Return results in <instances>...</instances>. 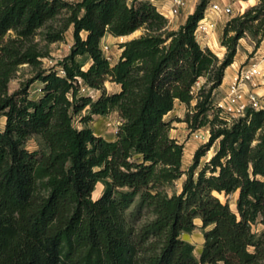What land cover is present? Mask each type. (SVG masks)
I'll return each instance as SVG.
<instances>
[{"label":"trees","instance_id":"trees-1","mask_svg":"<svg viewBox=\"0 0 264 264\" xmlns=\"http://www.w3.org/2000/svg\"><path fill=\"white\" fill-rule=\"evenodd\" d=\"M207 3L174 29L149 0H0V264H264V107L228 120L213 100L239 39L250 33L253 51L259 46L264 0L226 21L222 59L196 37ZM70 26L69 52L44 67L49 44ZM137 30L112 64L104 35ZM23 65L31 75L10 92ZM35 81L42 93L31 98ZM106 81L117 90L108 92ZM176 102L188 107L190 131L209 129L185 171L184 143L165 118ZM83 110L79 128L74 116ZM112 111L121 121L110 140L88 122ZM29 139L36 148L26 147ZM184 173L181 190L169 194ZM98 181L105 188L93 199ZM196 218L199 257L181 237Z\"/></svg>","mask_w":264,"mask_h":264},{"label":"rangeland","instance_id":"rangeland-1","mask_svg":"<svg viewBox=\"0 0 264 264\" xmlns=\"http://www.w3.org/2000/svg\"><path fill=\"white\" fill-rule=\"evenodd\" d=\"M68 1H74V0H68ZM242 1V0H239ZM246 2H249V0H245ZM254 1V0H252ZM258 3V0H256V3L254 4H248L246 7H244L240 12H243L247 8H249L252 5H255ZM238 12V13H240ZM236 9H234V12L231 14H227V17L230 18L232 16H235L238 14ZM203 31L199 30L198 33L201 35ZM141 33V30H137L129 35L126 36H112L108 35L106 38H102L101 40V48L104 52V54L108 57L111 63H114L117 61V59L120 56L121 48L119 47L121 42H124L126 40H129L130 38L137 36ZM205 33V32H204ZM84 35V33H82ZM64 40L57 41L50 43L48 46L49 49V55L42 58V65L46 68L52 66L55 63V60L57 58H61L64 55H66L69 50L70 46L73 43V28L70 26L67 31L65 32ZM40 38V34L36 36V39ZM241 42H243L244 45L250 44L252 47H254V41L250 33H247V35L243 38H241ZM239 43V42H238ZM250 55V54H249ZM223 58V57H222ZM221 58V59H222ZM251 61V60H250ZM253 63L247 62L246 64H243L240 66V68L235 72L232 79L230 80L228 86L217 88L214 90L213 94V100L215 104L218 102H224L227 96V93L229 91L230 84L234 81V77L237 74H241L242 71L250 70V68L253 66ZM258 70V73H255L250 80H245L244 82H241V87L243 88V91L253 90L256 92L259 96V100L262 106H264V93L261 91V88L264 87V63H255L254 65ZM87 67V65L85 66ZM31 75L30 68L27 65H23L20 70L17 72L16 77L13 78L9 83V90L10 92L14 91L16 88L19 87V84L22 80L28 78ZM204 82V78H201V80L196 84V88L199 87L201 83ZM42 83L40 81H35L33 84H31L29 88L30 97L36 98L38 97L41 92ZM105 87L108 92H112L117 90V86L114 85V83H111L110 81L105 82ZM82 93L91 95L92 97L96 98L100 91L90 89L88 87H82L81 89ZM195 103V100L192 101L191 105ZM188 107L185 103L176 102L174 109L169 112L166 115V120H171V130L170 135L174 138H176L179 142L184 143V155L182 160V170H187V168L192 164L193 162V156L195 150L205 143L209 138V129L207 126L201 127L195 131H190V129L187 127V123L183 121V118L185 116V113L187 111ZM86 111L83 110L80 114H76L74 116V124L77 127H82L84 124L81 122V116L85 114ZM120 117L118 115L117 111H112L108 113L107 115H94L92 120L88 122V126H90L94 133L96 135H101L105 137L106 139H112L116 135V130L118 128V125L120 124ZM5 121L4 117L0 115V131L4 129ZM26 147L30 150L37 147V143L34 139H29L26 142ZM217 147V142L211 146V148L206 152L204 156L200 158L199 165L197 167V171L203 166L204 162L208 161L210 157L214 154L215 149ZM186 178V174H182L178 179H176L172 184L168 185L165 189L169 194H172L173 192H179L182 188V184ZM105 188V184L103 181H98L95 185V188L92 192V198L97 199L102 194L103 190ZM238 193H232L228 196V202L231 206V208L235 209V202L237 198ZM219 197L222 200H225L226 198L223 195H219ZM201 220L199 218L195 219V228L189 232V233H182L181 237L183 239L188 240L194 245V254L199 257L201 246L203 244V229L201 227ZM263 226L259 222L253 224L252 229L254 232H260L262 230Z\"/></svg>","mask_w":264,"mask_h":264},{"label":"crops","instance_id":"crops-1","mask_svg":"<svg viewBox=\"0 0 264 264\" xmlns=\"http://www.w3.org/2000/svg\"><path fill=\"white\" fill-rule=\"evenodd\" d=\"M74 1H79V0H74ZM149 1H151L157 7V9L168 19L170 26L176 29L186 21L189 14L194 12L200 0H185V4L179 9V13L177 15H173L171 13L172 0H149ZM220 1L226 2V0H220ZM254 3H256V0L254 1L249 0V2H246L245 0L242 1L234 0L232 4L233 12L234 9H236L238 13L248 4H254ZM228 19L229 18L227 17V14L221 12H215L209 7V4H207L203 18V21L207 25L205 33L202 32L201 35H199L198 33L199 30L198 29L196 30V37L199 43L201 44V46L208 47L209 49H211L220 59L224 56L226 52V48L223 45H221V36H222L223 27ZM209 23H212L213 26L210 27ZM108 35L111 34H105L103 38H106ZM253 49L254 47H252V45L250 44L244 45L243 42H241V39H239L237 52L234 56L233 62L225 68L222 83L220 84L219 88L221 87L226 88V86H228L235 72L243 64H246L247 62L253 63L252 65H255V63H261V64L264 63V36L262 37L257 49L255 51H253ZM261 91L264 93V87L261 88ZM4 121H5V117H4ZM114 138L110 140H113Z\"/></svg>","mask_w":264,"mask_h":264},{"label":"built area","instance_id":"built-area-1","mask_svg":"<svg viewBox=\"0 0 264 264\" xmlns=\"http://www.w3.org/2000/svg\"><path fill=\"white\" fill-rule=\"evenodd\" d=\"M233 1L234 0H226V2H221L220 0H208L207 4H209V7L215 12L231 14L233 12ZM184 4L185 0H172L171 13L173 15H177L179 13V9ZM209 26L212 27L213 24L209 23ZM206 27V23L203 21V19H201L198 22L197 29L205 32ZM258 70L259 69H257L253 65L250 70L242 71L241 74H237L234 77V81L232 82V84H230L225 101L218 102L216 104V106L220 108V113L224 118L228 120L237 118L243 115L248 107L254 109L264 107L261 105L259 96L256 92H254L253 90L244 92L243 88L241 87V82L250 80L255 73H258Z\"/></svg>","mask_w":264,"mask_h":264},{"label":"water","instance_id":"water-1","mask_svg":"<svg viewBox=\"0 0 264 264\" xmlns=\"http://www.w3.org/2000/svg\"><path fill=\"white\" fill-rule=\"evenodd\" d=\"M135 37V36H134ZM133 38V37H132ZM131 39V38H130Z\"/></svg>","mask_w":264,"mask_h":264}]
</instances>
